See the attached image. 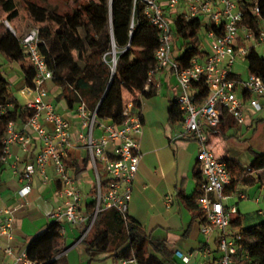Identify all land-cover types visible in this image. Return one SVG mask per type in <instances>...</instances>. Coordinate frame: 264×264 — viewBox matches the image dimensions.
Here are the masks:
<instances>
[{
    "label": "built area",
    "instance_id": "1",
    "mask_svg": "<svg viewBox=\"0 0 264 264\" xmlns=\"http://www.w3.org/2000/svg\"><path fill=\"white\" fill-rule=\"evenodd\" d=\"M247 1L249 13L240 6V0H167V6L158 0H134L135 5L137 2L142 3L145 17L159 33V46L155 52L157 63L149 71L145 88L152 86L157 89L153 83V75L157 70L173 71L181 88L176 97L184 113L181 136L194 138L199 143L198 167L204 180L200 186L198 206L206 216V221L201 223V230L206 234L218 230L221 252L218 264H235L237 258L248 255L241 242L242 236L229 231L231 218L238 211L235 205L227 203L228 195L224 192L231 181V174L227 162L215 154L207 132L221 123L225 112L238 124H243L246 102L256 112L263 108L261 97H264V78L256 73H249L248 78L239 80L233 71L238 59L245 58L251 51L261 53L264 49V0ZM172 12L184 14L186 20L200 17L203 22L209 51L195 56L188 66L182 65L173 56ZM5 22L10 24L8 20ZM133 30L134 22L130 29L131 35ZM14 33L17 34L15 30ZM20 43L36 69L33 85L24 88L28 96L27 106L35 110L25 127L33 131L42 142L40 152L32 161L25 163L19 174L20 194L26 196L31 192L36 172L47 178V167L52 165L61 184L58 194L64 200L49 216L61 222L63 235L67 234V225H82V233L75 241L80 243L91 231L98 214L109 209L118 213L127 226L133 184L141 160L137 137L143 130V119L134 108V103L124 105V119L120 123L109 118H99L98 108L90 109L83 99L77 103L76 114L81 119L82 127L77 142L87 150L88 163L96 177V193L93 195L96 206L91 215H86L82 205L83 194L67 163L68 151L73 146L71 124L57 110L53 101L49 100V90L45 86L53 79L54 74L39 49V29L35 27L26 35L20 36ZM112 54L111 65L115 69V49ZM203 85L208 89L205 96L200 94L198 88ZM41 120L48 123L50 128ZM31 139L28 131L16 130L11 121L0 161H8L12 156L11 144L20 143L23 149L28 150ZM19 160L20 157L16 156L12 162L14 171L17 170ZM101 167L104 169L103 177ZM166 198L170 205L173 197L168 195ZM2 212L5 217L0 221V248L2 239L12 236L14 221L10 209ZM7 251L11 252V249L8 248ZM67 251L68 249L64 250L60 255ZM176 255L183 263H190L191 254L177 250ZM2 264L39 263L32 260L25 249L13 262ZM113 264L141 263L135 256H116Z\"/></svg>",
    "mask_w": 264,
    "mask_h": 264
},
{
    "label": "trees",
    "instance_id": "2",
    "mask_svg": "<svg viewBox=\"0 0 264 264\" xmlns=\"http://www.w3.org/2000/svg\"><path fill=\"white\" fill-rule=\"evenodd\" d=\"M23 2L32 22L39 29V49L54 74L50 82L61 89L60 96L70 107L83 99L90 109L98 108L99 118H109L120 123L124 119L123 83L139 91L142 98H150L156 94L154 87L146 89L145 86L149 71L157 63L155 52L159 46V33L145 17L142 3L137 2L135 5L134 0H85L77 7L59 11L54 6L32 0ZM240 6L249 13L247 0H240ZM0 10L5 13L4 18L0 19V52L9 62H22L23 81L25 85L32 86L36 69L20 43V36L4 24L5 20L13 23L19 16L15 0H0ZM170 17L173 33L185 46L183 54L177 60L188 66L195 56L204 54L199 47L202 19L197 17L186 20L182 13H171ZM133 22V34H129L128 38L126 33L130 32ZM114 49L117 57L115 69L111 65V53ZM245 58L249 73H256L264 78V56L251 51ZM234 76L239 80L243 79L235 72ZM45 86L48 87V83ZM198 88L201 95H207L206 86ZM141 107L142 102L137 99L134 108L143 119ZM34 114L35 110L16 96L11 81L0 66V158L9 123L13 121L24 125ZM168 117L174 124L182 123L184 119V113L175 99L170 102ZM252 152V160L248 166L236 159H225L231 174V181L224 190L226 194L232 193L248 173L264 168V152L253 149ZM67 163L74 169L76 178H80L86 170L88 158L84 161V168L80 167L77 160H69ZM95 193L96 187L93 186L90 201L84 205L86 215H91L95 209ZM200 193L198 187L191 196L187 197L182 190L178 195L192 209L194 218L204 222L205 213L198 206ZM260 213L264 215V211ZM244 219L245 217L236 216L230 222V227L238 230L235 234L242 236L241 242L248 254L241 260L237 258L235 264H264V220L244 226ZM61 230V222L51 219L45 230L29 242V257L39 264H69L66 255H60L64 246ZM126 230L125 242L113 247L106 211H101L91 231L80 243L85 245L90 255L93 252H111L119 257L135 256L141 264H177L174 252L164 241L152 238L138 220L128 216ZM81 233L82 228L78 237Z\"/></svg>",
    "mask_w": 264,
    "mask_h": 264
},
{
    "label": "crops",
    "instance_id": "3",
    "mask_svg": "<svg viewBox=\"0 0 264 264\" xmlns=\"http://www.w3.org/2000/svg\"><path fill=\"white\" fill-rule=\"evenodd\" d=\"M158 1L167 6V0ZM17 18L13 22H16ZM203 30L205 29L202 28L201 30L200 38L202 41L199 47L200 50L207 53L209 45L205 37H202ZM184 48L183 41L174 34L173 56L176 60L183 54ZM260 54L264 56L262 53ZM0 66L4 67L6 76L11 81L15 94L19 90L18 93L20 94H16V96L21 102L27 103L28 96L24 91L27 85L23 81L22 62H9L0 52ZM153 83L157 86L156 94L153 97L146 98L145 101H141L143 130L141 135L137 137L141 160L133 184L128 216L138 220L152 238L164 241L168 248L174 252L177 264H185L176 255L177 250L191 254L189 264H218V259L221 256L218 246V230H214L210 234L202 232V222L194 218L192 209L178 195L179 191L182 190L187 197L191 196L204 180L198 167V141L194 138L181 136L183 132L182 124L180 123L181 129H179L176 127V124L179 123H171L168 117L170 102L171 100H176L181 91L178 79L172 70L159 69L153 75ZM47 88L49 90V100L53 101L57 110L71 124L73 146L68 151L67 162L69 160H77L80 167L84 168V161L88 158V152L77 142L78 133L82 130L81 119L76 114L77 103L75 106L70 107L67 101L60 96L61 89L52 82H48ZM122 98L123 105H127L128 103H134L142 97L139 91L123 83ZM256 113L248 102L245 104V122L243 124H238L232 116L225 113L221 125L207 131L213 150L221 138L231 136H236L240 139L246 138L245 131H248L252 127L253 119L251 117ZM152 114L161 115V121L153 120L150 117ZM41 121L50 128L48 123L44 120ZM14 127L16 130L28 131L32 139L28 150L23 149L20 143L11 144L10 150L12 156L8 161L0 162V221L5 217L2 212L4 209H10L14 216L11 230L12 236L2 239L0 264L13 262L17 255L27 249L29 242L41 231L45 230L47 223L52 219L49 213L53 209H57L64 200L58 194L61 184L52 165L47 167V178L40 172H36L32 180L31 192L26 196L20 194L21 182L19 174L22 172L25 163L32 161L40 152L42 142L33 131L25 127V124L14 123ZM162 140L163 142L160 147L153 149L141 148L148 141L161 142ZM158 150H164V153L160 155L158 154ZM153 153L156 155V161L155 163H150V155ZM16 156L20 157V160L17 170L14 171L12 162ZM219 158L223 160L226 158L239 160L233 156ZM250 162L242 163L248 166ZM69 169L71 174L76 178L74 169L70 167ZM95 178V173L89 163L82 176L76 178L83 194V210L85 203L90 201L91 189L95 184ZM254 188L264 189V168L248 173L237 184L236 189L232 193L227 194V203L237 206L238 209L233 217H249V214L239 211V205L237 201H234V197L247 199L249 198V191ZM168 195L173 197L170 205L167 204L166 197ZM260 212L262 211L260 210L259 214H261ZM113 218L123 225L122 229L126 228L120 215L115 211ZM106 221L110 230V238L112 234L115 236L116 243L111 245L113 247L122 245L125 241L117 242V238L122 231L121 227L116 226L114 222L109 223L107 214ZM66 227L67 234L64 235L63 251L68 249L65 255L69 264H107L106 260L108 259L113 264L116 256L112 255L111 252H93L90 255L87 253L85 245L75 242L82 225H67ZM229 231L231 234H235L238 230L229 227ZM72 239L75 240L72 241ZM8 248L11 249V252L7 251Z\"/></svg>",
    "mask_w": 264,
    "mask_h": 264
},
{
    "label": "rangeland",
    "instance_id": "4",
    "mask_svg": "<svg viewBox=\"0 0 264 264\" xmlns=\"http://www.w3.org/2000/svg\"><path fill=\"white\" fill-rule=\"evenodd\" d=\"M32 1L37 2L39 4H44V5L46 4V5L54 6L59 11H66L73 7L79 6L80 3L85 0H32ZM15 2L18 7L19 16L15 20L16 22L10 23V25L13 27V29L16 28L15 30H17L16 33L18 36H24L27 33H29L32 29H34L35 25L29 16L28 10L23 0H15ZM4 16H5L4 12L0 10V19L4 18ZM5 21H4V24L8 28ZM129 34L130 32L128 31L126 33V37L129 38ZM202 37H206L205 30L202 31ZM201 41L202 39L200 38V42ZM260 52L264 55V49H262ZM111 57L113 58L112 53H111ZM233 69L235 72L239 73L242 76V78L244 79L248 78L249 71H248V62L246 58L238 59L235 65L233 66ZM2 70L5 71L3 67H2ZM18 92L19 90L16 91V94H20ZM140 100L145 101L146 98H141ZM261 100H262L263 108L261 111L257 112L254 116L251 117L253 119V125L251 128H249L248 131H245L246 138L240 139L236 136L221 138L220 142L216 145L214 149L215 154L218 157L233 156V157H237L243 163H248L252 159V155H253L252 149L259 151V152H263L264 150V147H263L264 146V97H261ZM150 117L155 121H161L162 119L161 115L159 114L157 115L152 114ZM176 125H177L176 126L177 128L181 129L180 123ZM162 142L163 140L161 142L148 141L146 142V144L144 143V145L141 148L153 149L156 147H160L162 145ZM163 153H164V150H160L158 154L162 155ZM144 154L146 155V153ZM170 154L172 155L171 152ZM150 159H151L150 163H155L156 161L155 153L150 155ZM100 170H101L102 177H103L104 176L103 167H101ZM234 199H235L234 201H237L239 205V211L242 213L249 214L248 215L249 217L244 219V226H249L255 223H259L264 220V215L259 214L260 210L264 211V189L263 188H254L251 191H249V198L247 199H239L237 196H235ZM129 208H130V204H129ZM106 214L108 216L109 223L114 222L116 226H119L122 229L123 225L113 218L114 211L112 209L107 210ZM232 229H235V228L232 227ZM126 238H127V230L126 228H123L119 237L117 238V242L125 241ZM74 240L75 239H72V241ZM110 241H111V244L116 243L114 234L111 235ZM106 263L111 264V260L110 259L106 260Z\"/></svg>",
    "mask_w": 264,
    "mask_h": 264
},
{
    "label": "water",
    "instance_id": "5",
    "mask_svg": "<svg viewBox=\"0 0 264 264\" xmlns=\"http://www.w3.org/2000/svg\"><path fill=\"white\" fill-rule=\"evenodd\" d=\"M6 25L8 26V28H9L11 31L14 32V29H13V27H12L10 24H6Z\"/></svg>",
    "mask_w": 264,
    "mask_h": 264
}]
</instances>
